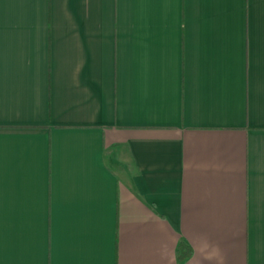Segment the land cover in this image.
Returning <instances> with one entry per match:
<instances>
[{
  "label": "crops",
  "instance_id": "obj_1",
  "mask_svg": "<svg viewBox=\"0 0 264 264\" xmlns=\"http://www.w3.org/2000/svg\"><path fill=\"white\" fill-rule=\"evenodd\" d=\"M0 264H264V0H0Z\"/></svg>",
  "mask_w": 264,
  "mask_h": 264
}]
</instances>
